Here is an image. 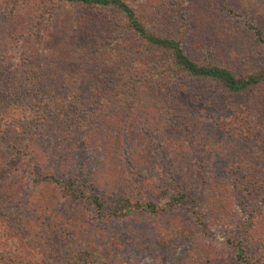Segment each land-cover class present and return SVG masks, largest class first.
<instances>
[{
  "label": "rangeland",
  "instance_id": "rangeland-1",
  "mask_svg": "<svg viewBox=\"0 0 264 264\" xmlns=\"http://www.w3.org/2000/svg\"><path fill=\"white\" fill-rule=\"evenodd\" d=\"M28 1L17 0V4H14V0H0V28L5 33L0 36V67L8 65L12 69L24 47L34 43L39 45L40 52L33 61L48 66V71L51 68L64 70L68 64L71 65V72L74 69L77 70L76 74L79 70L83 71V79L98 71V66H90L87 57L76 46L67 47L68 34H64L65 40L55 48L54 37L49 42L46 37L44 45L40 36H34L30 41L24 40L22 35L30 30L31 25H35L36 12L42 9L39 0ZM124 1L133 6L141 21L152 32L179 37L184 52L196 63L222 66L236 76L257 69L264 70V50L242 28L244 22H252L264 32V0ZM43 9L50 12V7ZM68 13L79 14L82 18L95 17L89 12L66 7L63 14ZM96 17L99 18L94 19L99 21L101 37L115 35L112 32L116 29L110 28V24L121 26L118 33L122 36L123 25L116 16L107 13ZM17 28L25 32L22 35L19 30L13 33ZM9 32L12 34L7 35ZM180 34L186 38L183 39ZM123 38V50L137 49L132 39ZM49 48H54L56 56H52L49 50L43 51ZM130 60H125L127 65ZM53 73L57 74V71ZM112 73L111 70L103 71L106 76ZM76 76L71 74V80ZM128 82L127 77L109 78L102 84V93L98 97L92 96L91 86L83 83L82 94L86 100H83V104H103L106 109L120 112L117 126H72L76 130L77 140L70 135L69 126L55 120L52 129L44 128L38 133V138L42 137V145L49 140L52 146L65 150L70 147L77 151L76 147H83V150L77 151L82 158L76 172L83 166L84 177H88L85 179L89 185L87 189L96 191L107 207L113 206L117 192L115 188L122 186L119 181L133 183L132 199L161 204L166 202L163 197L165 186H172V189L182 186L188 198L180 206L165 214L137 215L128 224H113L97 219L87 202H71L54 188L31 184L34 171L26 161L1 169L0 176L12 174L14 179H25L26 200L34 196L29 209L49 207L56 208L61 214L73 215L79 219L80 231L85 230L83 227L86 228L84 223L87 222L111 229L115 239L123 240L125 244H120L117 251L110 248L109 252L117 253L118 260H126L129 264H236L227 240L237 237L251 217L253 227L248 232V252L263 246L264 188L249 191V184L245 180L250 179L251 184H256L259 179L264 180V135H259V130L264 127V88L232 97L215 96V89L207 83L179 85L176 105L187 111L176 114L185 121L190 114L197 117L196 126H186L184 120L180 125L162 122L165 120L164 100H167L164 98L165 89L158 93V84L153 85L154 89L146 84L154 93L144 91L134 100L128 93L123 94ZM191 94H207L213 98L210 101L204 96L200 100L190 99ZM131 108L136 109L134 125L120 126ZM148 121L161 125L147 126ZM249 126L251 129L245 132L244 128ZM54 129L60 133H54ZM100 130L107 133L106 136H102ZM98 140L109 146L105 153L106 162L102 160L104 152L97 148L101 146ZM100 161L104 162L103 167H99ZM57 164V161L43 159L39 167L41 175L53 174ZM66 167L61 169L62 174H66L70 166ZM92 172H98L96 180L89 179ZM31 255L33 261L41 260V255L35 252H31Z\"/></svg>",
  "mask_w": 264,
  "mask_h": 264
},
{
  "label": "trees",
  "instance_id": "trees-1",
  "mask_svg": "<svg viewBox=\"0 0 264 264\" xmlns=\"http://www.w3.org/2000/svg\"><path fill=\"white\" fill-rule=\"evenodd\" d=\"M14 4H17V0H14ZM39 4L42 9L36 12L35 25H31L24 35L22 34L25 31H20L19 28L12 30L13 33L19 30L26 41L40 36L43 45L46 37L48 42L55 38L54 48L65 40L64 34H68L67 47L76 46L77 50L87 57L88 64L92 67L98 66L99 69L93 71L86 79H83V71L79 70L76 74L77 70L74 69L71 72V65L68 64L64 70L51 68L48 71V66L38 65L33 61L34 56L38 57L40 52L39 45L34 43L30 47L26 43L28 46L24 47L19 61L12 69H9L8 65L0 67V171L10 164H22L26 161L34 171L31 184L54 188L64 199L71 202H87L97 219L113 224H128L130 219L137 215L155 216L173 211L188 198L184 187L176 186L177 189H172V186H165L163 197L166 202L161 204L151 200L132 199L133 183L127 184L124 181H119L122 186L117 185L115 188L117 192L113 206L107 207L96 191L87 189L89 185L85 183V179L88 177H84L83 166L76 172L77 164L82 158V154L77 151L83 150V147H76L77 151L70 147L65 150L52 146L49 140L42 145V137L38 138V133L44 128L52 129L55 120L69 126V133L75 139L76 130L72 126H117L120 112H114L108 107L106 109L103 104H83V100L86 101L82 94L84 82L91 86L92 96L98 97L102 93V84L107 79L127 77L129 82L123 88V94L128 93L134 100L144 91L153 94L154 91L151 92L148 85L154 89L153 85L158 84L160 87H157L156 91L162 93V89H165L164 98H167L164 100L165 120L162 122L180 125L184 118L177 114H185L187 110L176 105L179 85L207 83L215 89V96L236 97L263 89L264 70L257 69L236 76L222 66L196 63L184 52L179 37L152 32L141 21L133 6L124 0H39ZM48 7L50 12L44 11L43 8ZM66 7L89 12L95 15L94 18L107 13L116 16L123 25L122 36L118 33L121 26L110 24V28L116 29L112 32L115 35L101 37L98 20L92 17L82 18L79 14H63ZM228 13L231 14V11L228 10ZM242 28L249 33L256 45L264 50V32L252 22H244ZM3 34L5 33L0 28V36ZM11 34L12 32H9L7 35ZM180 35L183 39L186 38L184 34ZM123 37L132 39L137 49L123 50ZM54 48L43 51L49 50L53 53L52 56H56ZM125 60H130L128 65ZM54 70L57 74L53 73ZM107 70L113 71L111 76L103 74V71ZM71 74L77 75L74 80H71ZM191 95L190 99L200 100L204 96L210 101L213 98L207 94ZM107 110L110 112H106ZM134 111L136 109H130L120 126L134 125ZM196 118L190 114L184 123L186 126H196ZM135 121L138 122L136 119ZM146 125L161 124L155 125L154 122L148 121ZM244 129L247 132L251 126ZM52 131L60 133L56 129ZM261 133L264 135V127L259 130V135ZM106 134L104 132L102 136ZM98 143L101 146L97 148L104 152L102 160L106 162L105 153L109 146L101 144V140H98ZM43 159L58 162L53 174L41 175L39 167ZM104 162L100 161L99 167H103ZM67 165L70 166L69 169L66 172L64 170L66 174H62L61 169ZM0 177L3 179L0 184V264H129L126 260H118L117 253L109 252L110 248L117 251L120 244H125L123 240L118 242L115 239L111 229L87 222L84 223L85 230L80 231L79 219H75L73 215L61 214L56 208L49 207L29 209L34 196L26 200L25 179H14L12 174ZM97 177L98 172H92L89 179L96 180ZM245 181L249 184V191L264 188L263 179H259L256 184H251L250 179ZM252 222L251 217L237 237L227 240L236 264H264V245L251 252H248L246 247L248 232L253 227ZM31 252L41 255V260L33 261ZM45 257L48 258L47 261Z\"/></svg>",
  "mask_w": 264,
  "mask_h": 264
}]
</instances>
